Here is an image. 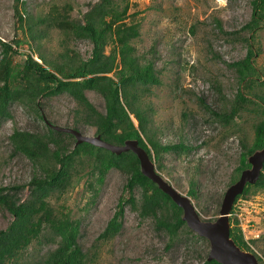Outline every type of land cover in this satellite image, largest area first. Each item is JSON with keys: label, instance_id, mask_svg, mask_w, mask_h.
<instances>
[{"label": "rangeland", "instance_id": "1", "mask_svg": "<svg viewBox=\"0 0 264 264\" xmlns=\"http://www.w3.org/2000/svg\"><path fill=\"white\" fill-rule=\"evenodd\" d=\"M99 1L0 0V40L19 42L18 50L30 53L38 63L41 61L37 53L50 61L61 62L60 54L66 49L77 52L83 60L88 59L92 49L89 41L66 37L57 29L45 30L40 25L45 30L43 35L26 38L16 9L25 16L43 18L54 7L59 11L70 7V17L82 21L83 15ZM125 1L132 4L128 23L135 24L139 33L131 42L135 56L141 64L152 63L158 79V84L151 86L142 99L151 110L148 127L160 145L183 144L190 148L187 153H160L158 159H152L154 167L178 193L189 197L203 220L214 221L225 191L240 176L241 172H237L240 158L253 143V127L260 116L247 105L226 125L207 111L200 99L215 112L230 110L239 86L231 65L242 60L247 52L246 38L250 32L243 27L251 19L252 0H117L120 5ZM29 43L33 48L38 47L39 52L30 49ZM253 43L258 51L253 64L262 69L264 24L255 32ZM104 52L107 54L108 48ZM21 59L20 55L15 57L14 64ZM244 92L247 94L249 90ZM252 93L264 94V87L257 83ZM85 95L99 112L104 111L103 99L98 94L86 91ZM38 102L45 124L77 127L81 134L94 136L93 127L80 123L82 116L75 114L77 105L68 95L40 98ZM9 113V118L0 119V182L5 186L24 185L20 195L28 199L33 166L24 156L11 154L8 138L15 130L38 135L46 134L47 130L38 113L20 102L13 103ZM87 159L79 167L82 178L75 180L67 191L52 192L47 198L53 209L63 208L72 218L80 220L78 242L87 255L86 264H202L209 244L188 235L184 228L171 236L155 226L154 218L141 216L140 190L124 191L126 178L117 169L108 172L94 196L85 186L90 171ZM191 189L193 196H189ZM250 190L248 198L240 199L253 198L258 205L242 212L241 220L229 217L230 228L243 227L248 237L251 233L247 220L256 222L252 230L264 227V189ZM131 196L136 207L131 203L124 205L120 231L108 240L99 239L116 210L118 199L127 200ZM234 210L237 214V208ZM11 221V215L0 209V230ZM49 237L43 233L33 241L18 264H36L53 250L56 242ZM262 246L263 241L251 243L260 257Z\"/></svg>", "mask_w": 264, "mask_h": 264}, {"label": "trees", "instance_id": "2", "mask_svg": "<svg viewBox=\"0 0 264 264\" xmlns=\"http://www.w3.org/2000/svg\"><path fill=\"white\" fill-rule=\"evenodd\" d=\"M251 4V19L243 27L250 32L246 38L247 52L242 60L231 65L236 70L239 86L230 110L215 112L200 99L203 107L226 125L247 105L259 114L260 118L253 127V143L242 153L238 173L249 167L247 156L264 147V94L250 95L253 85L258 83L264 87V67L257 69L253 64L258 54L253 38L264 24V0H252ZM131 5L129 1L120 5L117 0H100L83 15L82 21L70 17V7H64L61 11L54 7L43 18L25 16L16 9L20 29L26 38L35 39L49 28L57 29L66 37L89 41L92 49L90 57L84 60L77 52L66 49L60 54L61 62L50 61L37 53L41 61L38 63L30 53L18 50L19 42L11 44L0 40V119L9 118L10 106L20 102L34 109L44 122L39 112V99L66 94L77 105L75 114L82 116L80 123L93 127L94 136H99L107 143L123 145L126 140H136L151 160L158 159V155L163 152L187 153L190 148L183 144L160 145L148 127V112L151 110L142 99L151 86L158 84V79L152 63L141 64L135 56L131 42L139 33L135 24L128 23ZM40 25L45 30L40 29ZM29 48L39 52L38 47L33 48L31 44ZM106 48L107 54L104 52ZM19 55L22 59L14 64V58ZM244 89L249 90V93L246 94ZM86 91L95 92L103 99V112H99L88 101ZM52 126L50 123L45 124L46 134L15 130L8 138L11 154L27 158L34 174L28 182V199H22L20 195L24 185L5 186L0 182V209L12 217L8 226L0 230V264H18L22 253L43 233H47L49 240H54L56 246L36 264H86L87 255L78 242L80 220L72 218L63 208L56 211L47 202L52 192H65L75 180L83 177L79 174V167L83 165L84 158L90 162L85 186L94 196L108 172L117 169L126 178L124 191L140 190L138 207L141 216H151L155 226L166 230L171 236L184 228L188 235L208 245L204 238L187 228L181 219L182 210L170 197L142 175L135 154L129 151L115 155L88 143L75 145L73 135L56 131ZM72 129L78 131L77 127ZM72 142L73 147L70 144ZM251 188L264 189V164L258 181L254 185H247L235 201L241 197L248 198ZM189 194L193 196L194 191L191 189ZM126 203L136 207L132 196L127 200L120 197L99 239L108 240L120 231ZM230 238L240 249L253 253L259 264H264V238L247 243L236 225L230 228ZM259 241H263L261 257L251 248V243ZM202 264L219 263L207 261L206 254Z\"/></svg>", "mask_w": 264, "mask_h": 264}, {"label": "water", "instance_id": "3", "mask_svg": "<svg viewBox=\"0 0 264 264\" xmlns=\"http://www.w3.org/2000/svg\"><path fill=\"white\" fill-rule=\"evenodd\" d=\"M52 127L56 131L73 135L75 145L88 143L115 155L129 151L135 154L142 175L155 183L182 210L181 219L187 228L208 242L207 261L214 260L219 264H259L253 253L240 249L230 238L229 214L235 198L243 193L247 185H254L260 178L264 164V147L255 150L247 157L249 167L242 170L239 178L225 191L218 217L214 221H208L201 218L189 197L178 193L163 179L156 171L153 161L136 140H126L123 145H114L103 141L99 136H85L72 128Z\"/></svg>", "mask_w": 264, "mask_h": 264}, {"label": "built area", "instance_id": "4", "mask_svg": "<svg viewBox=\"0 0 264 264\" xmlns=\"http://www.w3.org/2000/svg\"><path fill=\"white\" fill-rule=\"evenodd\" d=\"M222 0H217V2H221ZM258 204L255 203V199L250 198V199H243L241 200L240 198L237 199L236 201H234L233 205H232V209L230 211V218L231 216H236L239 220H241V216H242V212H245L246 210H248L249 208H254L255 206H257ZM234 208H237V214L235 213ZM256 223V222H255ZM254 221L252 220H247V227L249 229V233H251V236L248 237L247 233H245V229L242 227L241 231H242V236L244 241H246L247 243H249L252 240H259L261 238H264V227L261 226V228H257L256 230H252V228L254 227ZM263 231V232H262Z\"/></svg>", "mask_w": 264, "mask_h": 264}, {"label": "flooded vegetation", "instance_id": "5", "mask_svg": "<svg viewBox=\"0 0 264 264\" xmlns=\"http://www.w3.org/2000/svg\"><path fill=\"white\" fill-rule=\"evenodd\" d=\"M246 169V168H245ZM244 170V169H243Z\"/></svg>", "mask_w": 264, "mask_h": 264}]
</instances>
